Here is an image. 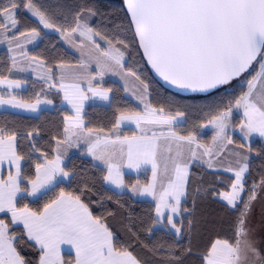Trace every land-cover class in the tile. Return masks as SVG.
<instances>
[{
  "label": "snow or ice",
  "instance_id": "1",
  "mask_svg": "<svg viewBox=\"0 0 264 264\" xmlns=\"http://www.w3.org/2000/svg\"><path fill=\"white\" fill-rule=\"evenodd\" d=\"M25 13L38 23L24 27ZM41 25L78 57L65 59L56 44L37 52ZM0 46V107L57 114L31 125L0 120V264H264V238L251 224L254 202L264 204V0H123L119 15L99 0H2ZM143 61L206 103L154 101ZM15 73H32L39 90L20 96L14 90L27 80ZM108 75L136 106H121L104 86ZM89 101L112 108L110 127L91 124ZM129 124L135 132L121 135ZM206 129L210 142L200 139ZM73 148L98 176L68 166ZM74 180V190L60 186ZM98 183L116 190L109 199L130 193L129 203L148 197L154 207L136 213L116 199L106 216L94 215L85 197L98 195ZM209 201L222 202L225 237L203 236Z\"/></svg>",
  "mask_w": 264,
  "mask_h": 264
},
{
  "label": "trees",
  "instance_id": "2",
  "mask_svg": "<svg viewBox=\"0 0 264 264\" xmlns=\"http://www.w3.org/2000/svg\"><path fill=\"white\" fill-rule=\"evenodd\" d=\"M0 2H2V0H0ZM99 4L102 10H104L109 14L112 13H115L117 15L120 14L122 2H114L111 0H99ZM37 23L38 21H35V19L29 17L26 13L24 14V17H22V24L24 27L30 28L33 26V24H37ZM40 29L43 34V40L38 41L37 44H39V47L35 49L37 52L44 49L45 47H50L52 44H56L60 53L64 54L65 59L74 60L75 58H77V56L73 52H71L62 43V41L59 40V36L57 34L46 33L43 30L42 26H40ZM5 59H6V51L0 50V62L4 61ZM142 63H143L142 72L145 78L151 83L152 89L154 90V94H153L154 101L158 102L157 101V94H158L159 97L161 98L175 97L176 99L181 100L184 103H198V104L206 103V101L203 100L192 101L190 99H187V96L176 94L174 92L165 89L152 77L145 61H143ZM21 79L27 80L28 87L24 91L17 92L20 96L27 98L33 95L35 91L39 90L41 82L36 81L32 77H22ZM104 86L113 88L114 94L117 97L121 106H126V107L136 106V104L125 95L123 88L119 83L107 81L105 82ZM57 104H59V101H57ZM86 112H87V119L91 122L92 125L97 127L99 126H103L106 128L110 127L112 108L102 104H89L86 106ZM5 118L8 120H15L19 124L31 125L35 123H43L44 121L56 119L57 114L52 109H48L46 111H40V113L35 116L23 115L9 111H0V120ZM191 126H192V120L189 119L188 123L180 127L178 131L184 132L185 129L191 128ZM133 133H134L133 130L125 129L122 135H132ZM211 135H212L211 131H206V132L201 131L200 139L204 142H210ZM251 143L253 148H258L260 146L259 141H252ZM67 163L70 168L75 166V168L77 169H83L84 171H87L89 173H95L97 176L99 175V173L95 169L89 167V164L91 163V159L89 157L83 156L81 154H75L71 156V160L67 161ZM256 163L258 164V161ZM192 170L194 172H200L201 169L199 167H194ZM149 174L150 173L148 172L147 176H149ZM222 175L230 176V174L228 173H222ZM131 177L133 180L136 178V176H132V175ZM140 178L145 179L146 178L145 174L141 173ZM60 186L65 187L68 190H74L77 187V181L74 180L72 181V183H69L68 181L62 182ZM96 192L98 193V195H91L90 200L87 197H85L86 201L89 203L90 210L93 212L94 215L106 216L107 213L105 211V208L107 209L116 208V204L114 203V200L119 199L122 202L129 203V197H131L130 193H126L124 196H116L113 197V199H109L110 196H113V192L115 191L109 188L107 185L101 188L99 183L96 186ZM98 201L103 202L105 207L102 208L98 203ZM133 201L134 202L129 203V207H131V209L136 213H147L150 210V208L154 207V203L152 201L138 200L135 198H133ZM43 202H44L43 200H40L39 203H33L32 206L34 208L40 207L42 206ZM221 203L222 202L217 203V202L209 201L206 205H202L200 208V212L205 216H207L209 221L207 224L201 225L205 240L214 239L217 237V235H219L220 237H225L229 233V229L227 226L228 217L224 215L223 208L221 207ZM221 219H223L224 221L223 224H221ZM107 220L112 230L119 235V238L121 240L128 239V237L124 233V229L121 226L119 220L113 219L112 217H107ZM64 255L66 260L70 258L69 255L67 254Z\"/></svg>",
  "mask_w": 264,
  "mask_h": 264
},
{
  "label": "rangeland",
  "instance_id": "3",
  "mask_svg": "<svg viewBox=\"0 0 264 264\" xmlns=\"http://www.w3.org/2000/svg\"><path fill=\"white\" fill-rule=\"evenodd\" d=\"M111 1H114V2H121V0H111ZM34 19V18H33ZM42 26V25H41ZM43 28V26H42ZM46 33H51V34H57L55 33L54 31H51V30H47V29H43ZM58 35V34H57ZM38 43V42H37ZM63 43V42H62ZM65 45V44H64ZM71 52H73L77 57H78V54L71 48H69L67 45H65ZM29 48H32L34 47L33 45H29L28 46ZM0 50H5L6 51V48L4 46H0ZM15 74H19V75H23V76H16ZM14 74V77L15 78H18V77H31L33 79H35L32 75V73H15ZM107 81H112V82H117L119 83L122 88L124 87L123 85V82L120 81V79L118 77H113L111 75H108V76H105V82ZM7 91L6 88L4 87H0V92H5ZM15 92H18V91H15ZM125 93V92H124ZM125 95L130 98L131 96L128 95L127 93H125ZM135 104H136V101L135 100H132ZM100 101H89L87 105L89 104H102V103H98ZM102 105H106V104H102ZM0 110H8V111H14V109H11V108H8L7 106H3V107H0ZM14 112H17V111H14ZM19 112V111H18ZM238 118V117H237ZM125 126V125H124ZM127 127H123L121 128V131L123 132L125 129H131L135 132V126L134 125H126ZM202 132H206V131H211V129H206V130H201ZM252 141H259V138H252ZM251 141V142H252ZM75 154H81V152H75L73 153L72 155H75ZM82 155V154H81ZM83 156H86V155H83ZM87 157V156H86ZM90 158V157H89ZM91 159V158H90ZM126 174L129 173L130 170L128 169H125L124 170ZM132 176H136L137 174L136 173H131ZM151 174H149L150 176ZM63 182H66V181H63ZM262 214H264V204H262L261 201H257V202H254V206H253V209H252V215H251V224H252V227L253 229L255 230V235H256V238L257 239H261V238H264V227H262Z\"/></svg>",
  "mask_w": 264,
  "mask_h": 264
},
{
  "label": "crops",
  "instance_id": "4",
  "mask_svg": "<svg viewBox=\"0 0 264 264\" xmlns=\"http://www.w3.org/2000/svg\"><path fill=\"white\" fill-rule=\"evenodd\" d=\"M38 42V41H37ZM16 76H23V75H19V74H15ZM32 77V76H31ZM19 78V77H18ZM22 77H20V79H21ZM27 87H28V84H26L23 88H21V89H16V90H14V91H24V90H26L27 89ZM98 103H102V104H105L104 102H102V101H100V102H98ZM66 107V106H65ZM44 108V106H42V109ZM0 111H8V110H0ZM14 111H17V112H14ZM14 111H9V112H14V113H18V114H23V115H29V116H35V115H38L40 112H37V113H28V112H24V111H22V110H18V109H14ZM19 111V112H18ZM123 127H127L126 125L125 126H123ZM122 131H121V135H122ZM129 136H131V135H129ZM75 152H80V151H78L77 149H75V148H73V149H71L70 150V152H69V155H70V157L72 156V154L73 153H75ZM130 172V171H129ZM149 173L151 174V172H150V170H149ZM228 174H230V173H228ZM109 188H111L112 190H114V191H116L115 189H113L111 186H108ZM135 199H138V200H148V201H152L151 200V198H148V197H138V198H135ZM153 202V201H152ZM154 203V202H153ZM63 248H65V249H67V247L68 246H62ZM64 254H66V253H62V255H64Z\"/></svg>",
  "mask_w": 264,
  "mask_h": 264
},
{
  "label": "water",
  "instance_id": "5",
  "mask_svg": "<svg viewBox=\"0 0 264 264\" xmlns=\"http://www.w3.org/2000/svg\"><path fill=\"white\" fill-rule=\"evenodd\" d=\"M121 2L123 3V0H121ZM145 63H146V65H147V62H146V61H145ZM147 67H148V69H149V71H150L152 77H153V78H154V79H155V80H156V81H157L162 87H164L165 89H167V90H169V91H171V92H174V93H176V94H180V93H177L175 89H172V88L168 87L166 84H164V82L161 81V80L159 79V77H157V76L155 75V73L152 71V69H151L150 66L147 65ZM180 95L188 96L189 94H180Z\"/></svg>",
  "mask_w": 264,
  "mask_h": 264
}]
</instances>
